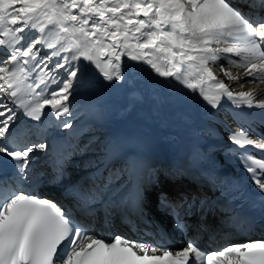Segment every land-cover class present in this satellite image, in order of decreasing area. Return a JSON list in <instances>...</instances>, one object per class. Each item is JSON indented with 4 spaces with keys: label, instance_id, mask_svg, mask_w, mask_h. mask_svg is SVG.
<instances>
[{
    "label": "snow or ice",
    "instance_id": "snow-or-ice-1",
    "mask_svg": "<svg viewBox=\"0 0 264 264\" xmlns=\"http://www.w3.org/2000/svg\"><path fill=\"white\" fill-rule=\"evenodd\" d=\"M125 56L175 79L212 108L227 98L237 108L264 109L253 92L235 93L213 71L240 87L264 84V0H0V264H264V241L208 253L195 238L180 249L119 235L105 240L77 214L92 224L102 212L108 225L119 213L130 226L131 216L143 214L142 190L121 195L113 174L74 185L70 207L26 190L34 153L46 145L20 144L23 118L71 117L69 98L96 88L94 70L105 81L126 79ZM231 67L242 74L233 75ZM58 127L71 128V119ZM229 140L264 194V135L253 139L241 127ZM161 204L186 231L178 206Z\"/></svg>",
    "mask_w": 264,
    "mask_h": 264
},
{
    "label": "bare ground",
    "instance_id": "bare-ground-1",
    "mask_svg": "<svg viewBox=\"0 0 264 264\" xmlns=\"http://www.w3.org/2000/svg\"><path fill=\"white\" fill-rule=\"evenodd\" d=\"M231 2L235 4L236 0H231ZM122 60L127 62L129 70H133L138 65L142 68L144 65L143 62L128 61L126 56L122 57ZM234 68L236 67H231L229 71L232 74L234 72L240 75V72ZM141 73L143 79L139 83V88L145 97L144 104L138 100L137 104L132 105L130 100L126 99L124 113L121 116H117L113 111H107L103 116L101 112L98 117L94 118L92 117L93 113L90 114L91 116L83 119L84 121L76 122V124H88L94 126L99 131V135L103 140L101 144V157H104L108 143H114L117 140V134L120 131H132L142 139H149L157 143L162 154L169 158L168 163H157L159 169L173 166L176 169L184 171L185 175L193 180V183H189L184 178H181L177 182H169L167 185L172 186L175 190L161 192L162 198L157 202V205L153 209L148 208L151 209L152 214L147 215L148 217L145 216L148 218L150 224H152L151 220H153V225L163 237L161 241L155 242L157 245L180 249L185 247L189 240L195 238L200 246L213 252L223 248L226 245L224 241L225 237L232 234H241L245 237L229 245L251 242L252 236H254L251 230L237 222L234 214L223 213L215 204L216 200L213 189L206 185L200 175L191 172L193 168L201 164L207 157L218 159L222 164L225 163L224 161L232 163L234 158L235 166H233V169L237 170L238 168L240 172H246L235 151L238 146L224 144L220 147L223 140L206 137L209 125L221 126L219 122H232V111L221 110L210 113L208 111L213 109L212 107L208 108L207 105L202 104V98L200 101L197 93H192L175 79L163 77L161 82L148 81L146 79L147 74L144 71ZM218 77L224 80L225 83L229 82L221 74ZM102 84L100 86L102 92L100 90H95L94 92L89 90L83 96L85 103L94 102L101 106L104 105V101L108 97L107 89L109 83ZM130 91L132 90L128 89V92ZM96 98L97 100L95 101ZM177 98H180L182 102L177 103ZM112 113L115 114V118L112 116L110 119H106ZM209 117H212L213 120L210 121ZM65 118L72 119L71 117ZM54 119L52 122L47 121L46 129L41 133H30L33 143H40L48 134H51L55 138V141L59 140L57 138H60L62 131V127H58L60 118L58 121H54ZM251 121L256 124L261 123V119L258 118L256 113L251 117ZM75 129H81V127H75ZM202 130L206 131L201 135ZM226 130L228 135L230 132H234L229 126H227ZM211 131L216 132V130ZM79 135L85 136L83 131ZM252 138L254 139V135ZM255 138L257 139L258 136L255 135ZM248 148L254 155H257L255 152L257 150L252 149L250 146ZM64 149L67 150L68 148L64 147ZM52 152L47 151L46 148L43 151H39L42 159H38L37 163H34L35 166L57 167V170L59 169L63 172L69 166L76 165L75 162L79 161L78 154L80 152L69 151L66 154L69 160L60 167L56 163L58 162L56 160L57 155L52 154ZM188 153H191V163L185 165L184 156ZM52 161L54 164L51 163ZM139 164L146 169V175L150 174L151 177L154 176V173H148L150 172L152 163L140 158ZM84 165L87 164H80L79 168H85ZM83 174L84 171L79 177L82 178ZM110 174L115 175L118 173L116 171L115 174L105 172L107 176ZM246 174L250 175L247 172ZM147 182L148 178L146 176L139 181L134 180V175L131 171H127L123 176L115 175L114 181V183L122 187L129 185L126 190L121 191V195L129 191L133 193L137 189L142 190L144 194ZM187 187L191 188L186 189ZM164 188L166 189V187ZM148 193L145 194V198L150 200ZM162 200L178 206L179 219L181 223L187 226L186 231H179L175 227L177 218L168 207L161 204ZM137 218L139 219V216ZM141 254L143 255V253ZM158 254L162 253L158 252Z\"/></svg>",
    "mask_w": 264,
    "mask_h": 264
},
{
    "label": "rangeland",
    "instance_id": "rangeland-1",
    "mask_svg": "<svg viewBox=\"0 0 264 264\" xmlns=\"http://www.w3.org/2000/svg\"><path fill=\"white\" fill-rule=\"evenodd\" d=\"M77 97H76V99L74 101H76L78 99ZM74 101H73L72 97L69 98V103L70 104H72ZM82 104H84L86 106L85 102H83ZM81 106H83V105H81ZM46 111H49V110L46 109ZM206 137H210V136H207L206 135ZM70 139L71 138H68V142L70 141ZM46 142H48V141H46ZM100 144H101V138H99V136L96 135V134H90V135H88V137H87V143H85V141L83 139L80 140V145L83 147V150L87 153V155H81L80 150H78L80 152L78 154V158L80 159V161L82 163H85L87 161L89 163H91L94 160H96L97 159V155L95 154V151L100 148ZM158 166L159 165H157V164H152L151 167H150V172H148V173H154V176L151 178V180H155V182L157 184H159L160 186H164L165 185L164 179L163 178H160L161 176L164 177V178H166L169 182H177L181 178H184L189 183H193V180L191 178H189V176H186L185 175V172L182 171V170L176 169L173 166H169L168 168H160L159 169ZM164 187H166V189L169 190V191L175 190L172 186H168L167 185V186H164ZM188 188H191V187H187L186 189H188ZM185 190H183V191H185ZM168 194H173V193H168ZM154 196H155V194H152V195L149 194V197L150 198H153ZM160 198H162V194H160V195L157 196V202L160 200ZM148 211L151 212V209H148ZM151 223L152 224L154 223L153 220H151Z\"/></svg>",
    "mask_w": 264,
    "mask_h": 264
}]
</instances>
